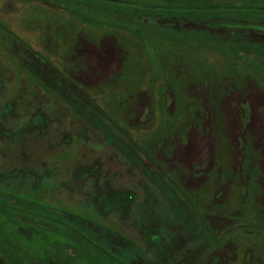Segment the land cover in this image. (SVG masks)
Returning a JSON list of instances; mask_svg holds the SVG:
<instances>
[{"label": "rangeland", "instance_id": "obj_1", "mask_svg": "<svg viewBox=\"0 0 264 264\" xmlns=\"http://www.w3.org/2000/svg\"><path fill=\"white\" fill-rule=\"evenodd\" d=\"M175 6L0 0V264H264V0Z\"/></svg>", "mask_w": 264, "mask_h": 264}, {"label": "trees", "instance_id": "obj_2", "mask_svg": "<svg viewBox=\"0 0 264 264\" xmlns=\"http://www.w3.org/2000/svg\"><path fill=\"white\" fill-rule=\"evenodd\" d=\"M43 1H47V0H43ZM53 1L61 2V0H53ZM66 1L74 5L83 6V7L99 6V7H106V8L113 7L116 9L119 7H122V11H124L125 13L133 14V15H141V14L149 15L153 13L165 14V10H172V9H177V8L181 9L175 6L176 4H180V0H173V2H171L170 0H138V1H135V0H66ZM187 6L192 7L193 5L190 1H187ZM74 15L78 17V15L80 14H77V12H74ZM86 17L87 16L83 17L84 19H80V20L88 21V19H85ZM130 29L131 28H127L126 31ZM137 33H139V31H137Z\"/></svg>", "mask_w": 264, "mask_h": 264}]
</instances>
